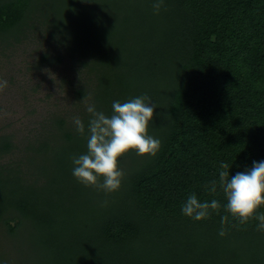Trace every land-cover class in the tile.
<instances>
[{"label": "trees", "instance_id": "obj_1", "mask_svg": "<svg viewBox=\"0 0 264 264\" xmlns=\"http://www.w3.org/2000/svg\"><path fill=\"white\" fill-rule=\"evenodd\" d=\"M154 2L0 0V52L42 26L57 51L41 64L83 66L70 83L86 131L84 97L110 116L146 95L161 142L120 157L122 186L105 193L73 176L87 143L73 117L25 141L0 131V264H264L259 221L239 225L206 188L221 162L235 175L264 161V0H163L158 14ZM192 193L219 211L185 216Z\"/></svg>", "mask_w": 264, "mask_h": 264}, {"label": "clouds", "instance_id": "obj_2", "mask_svg": "<svg viewBox=\"0 0 264 264\" xmlns=\"http://www.w3.org/2000/svg\"><path fill=\"white\" fill-rule=\"evenodd\" d=\"M162 6L163 0L153 3L157 14ZM7 87V81L0 78V92ZM83 99L86 111L90 114L87 131L79 116H74L72 123L75 130L86 137V153L73 157V176L85 186L105 193L118 191L125 175L119 165L120 157L132 150L140 156H155L159 151L160 140L148 134L149 122L157 107L145 95L127 102L114 101L112 114L109 116L98 111L94 104H88L86 97ZM218 186L227 199L226 211L239 225L254 218L259 221L257 230L264 231V213L257 214V210L264 206V161H253L251 168L235 175H230L228 163L221 162L218 180H212L206 188L211 193H216ZM220 207L219 201L213 199L211 203L201 202L192 193L183 203L181 211L185 216L199 221L209 218L210 210L219 211ZM228 223L229 217L222 216L220 236L227 234L224 226Z\"/></svg>", "mask_w": 264, "mask_h": 264}, {"label": "rangeland", "instance_id": "obj_3", "mask_svg": "<svg viewBox=\"0 0 264 264\" xmlns=\"http://www.w3.org/2000/svg\"><path fill=\"white\" fill-rule=\"evenodd\" d=\"M44 31L39 26L27 39L0 52V78L8 83L0 92V131L15 134L18 141L35 138L53 114L65 113L71 118L82 109L70 81L77 82L83 66L77 62L41 64L43 51H57Z\"/></svg>", "mask_w": 264, "mask_h": 264}]
</instances>
